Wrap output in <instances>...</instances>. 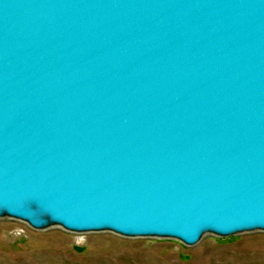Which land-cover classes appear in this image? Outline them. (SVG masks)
Masks as SVG:
<instances>
[{"label":"water","instance_id":"water-1","mask_svg":"<svg viewBox=\"0 0 264 264\" xmlns=\"http://www.w3.org/2000/svg\"><path fill=\"white\" fill-rule=\"evenodd\" d=\"M2 213L264 229V0H0Z\"/></svg>","mask_w":264,"mask_h":264},{"label":"rangeland","instance_id":"rangeland-1","mask_svg":"<svg viewBox=\"0 0 264 264\" xmlns=\"http://www.w3.org/2000/svg\"><path fill=\"white\" fill-rule=\"evenodd\" d=\"M0 264H264V229L206 231L196 244L109 229L73 231L47 218L36 228L0 215Z\"/></svg>","mask_w":264,"mask_h":264},{"label":"bare ground","instance_id":"bare-ground-1","mask_svg":"<svg viewBox=\"0 0 264 264\" xmlns=\"http://www.w3.org/2000/svg\"><path fill=\"white\" fill-rule=\"evenodd\" d=\"M124 235V234H123Z\"/></svg>","mask_w":264,"mask_h":264}]
</instances>
